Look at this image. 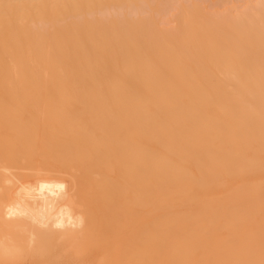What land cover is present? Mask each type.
Masks as SVG:
<instances>
[{
	"label": "bare ground",
	"instance_id": "obj_1",
	"mask_svg": "<svg viewBox=\"0 0 264 264\" xmlns=\"http://www.w3.org/2000/svg\"><path fill=\"white\" fill-rule=\"evenodd\" d=\"M132 2L0 0L5 264L260 259L264 5Z\"/></svg>",
	"mask_w": 264,
	"mask_h": 264
},
{
	"label": "rangeland",
	"instance_id": "obj_2",
	"mask_svg": "<svg viewBox=\"0 0 264 264\" xmlns=\"http://www.w3.org/2000/svg\"><path fill=\"white\" fill-rule=\"evenodd\" d=\"M133 2H132V4L134 5L135 3L134 2H136V4H140V2H139V0H132ZM150 1H152V0H146V2H148V3H150ZM144 2V1H143ZM153 2H154V4H158V5H160V9H156L155 7H154V10H155V13H156V11L158 10H161L162 8H165V10H164V12L163 13H161V14H158V15H153V17L156 19V20H165V21H174V20H177V18H178V14H180V12L182 11V9H188V6H189V8L191 7L192 8V6L193 5H198V7H200V9H201V11H202V13L204 14L205 13V15H208L210 12H212V13H215L216 11H222L223 10V7H228V8H232V7H235V8H239V10H244V9H246L245 8V6L246 7H248L247 9H249L250 8V6L251 5H253V6H257V5H264L263 4V0H262V2H261V0H153ZM257 3V4H256ZM260 3V4H259ZM262 3V4H261ZM138 4V5H139ZM144 4V3H143ZM142 4V5H143ZM154 4H151V5H154ZM145 5V4H144ZM136 6V5H135ZM135 6H134V8H135ZM148 5H146V6H143L142 7V9H139L136 13H134V15H135V17H134V15H133V19H144L145 17H146V19H151V18H153V17H151L149 14L150 13H154V11H153V7L151 6V8H152V11H150L151 9H150V7L148 6ZM187 6V7H186ZM170 7V8H169ZM252 7V6H251ZM138 8V7H137ZM136 8V9H137ZM159 8V7H158ZM173 8V9H172ZM181 10V11H180ZM162 11V10H161ZM160 11V12H161ZM180 11V12H179ZM149 12V13H148ZM148 13V14H147ZM154 13V14H155ZM144 14V15H143ZM146 14V15H145ZM168 14V15H167ZM148 15L150 16V17H148ZM138 16V17H137ZM166 16V17H165ZM173 16V17H172ZM172 17V18H171ZM182 16H180L179 15V18H181ZM193 17H195V16H193ZM131 18H132V16H131ZM196 18H198V17H196Z\"/></svg>",
	"mask_w": 264,
	"mask_h": 264
},
{
	"label": "snow or ice",
	"instance_id": "obj_3",
	"mask_svg": "<svg viewBox=\"0 0 264 264\" xmlns=\"http://www.w3.org/2000/svg\"><path fill=\"white\" fill-rule=\"evenodd\" d=\"M11 6H6V8ZM9 12H5V19L7 20L10 17ZM11 147L9 141H5V150H9ZM9 215L11 216V210H9ZM42 227H47V225H41ZM55 227H63L62 224H56ZM80 227H83V221H81ZM255 248V237L254 235H249L243 242V249L246 252H251ZM259 250H260V259H219L215 261H206V262H196V264H264V213H262V222H261V231L259 239ZM0 264H5V262L0 261Z\"/></svg>",
	"mask_w": 264,
	"mask_h": 264
}]
</instances>
